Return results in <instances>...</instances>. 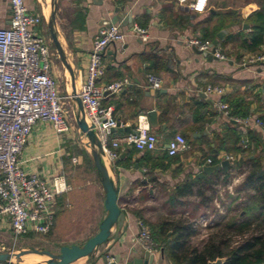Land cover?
<instances>
[{"label":"crops","instance_id":"0c3cea01","mask_svg":"<svg viewBox=\"0 0 264 264\" xmlns=\"http://www.w3.org/2000/svg\"><path fill=\"white\" fill-rule=\"evenodd\" d=\"M46 2L47 0H26L29 12L43 17L42 32L40 30L43 34L48 31ZM261 2L262 0H208L206 11L194 14L185 4L183 7L179 5L178 0H57L63 7L65 22V27L57 30L58 40L73 72V78L61 69L56 74L65 81L67 92L73 88L78 90L84 83L92 40L99 28L107 26L111 18L130 15L133 26L145 31L146 40H143L141 35L130 32L127 26H120L125 35L124 41L111 44L103 56L105 73L97 82L98 85L110 84L123 78L130 81L129 86L119 95L110 96L105 101V104L113 107V118L121 125L117 128L120 130L111 133L110 140L133 132L138 122L147 118V112L155 110L158 126L151 131L157 137V148L149 153L156 158L162 157L169 141L177 134L182 135L188 145L186 151L174 157L167 155L164 167L152 171L139 166L143 152L132 147L117 150L119 157L114 161L113 175L120 208L117 224L111 230L106 244L99 247L92 256L71 264H102V258L108 257L111 261L112 256L119 257L122 262L140 259L146 251L136 243L138 222L146 221L148 213L156 216L151 224L183 214L195 221L198 229V234L192 238V245L200 247L204 244L212 230L209 227L223 214L222 207L217 204V196L213 202L217 205L210 211V208L201 205L195 195L176 198L175 189L183 182L207 181L215 173L199 172L207 164V160L212 159L214 137L230 123L215 109V102L225 103L230 112L227 100L235 96L243 97L253 101L249 116L259 120V117L264 116V61H256L264 56V42L252 51L245 48L243 41L252 30L244 23L220 30L225 31V35L218 41L215 50L225 60H219L211 54H199L187 45V41L197 38L212 43L217 35L214 39L204 38L203 31L212 30L216 26V14L233 11L245 20L259 10ZM120 7H124V10H118L116 14V9ZM61 10L58 8V12ZM56 18L59 21L58 14ZM9 24V3L7 0H0V29L8 28ZM243 25H247V29H243ZM155 59L162 65L160 70H153ZM148 73L161 77V89L152 90L148 87ZM207 85L223 88L224 94L219 98L200 93L199 90ZM235 126L243 134L251 130L264 139V133L256 127ZM125 128L129 132L124 131ZM76 132L79 133L78 128ZM71 136L72 132L58 136L49 124H37L21 154L25 169L46 180H51L57 174L63 175V158L68 155ZM244 139L247 140L245 136ZM122 155L124 157L121 159ZM226 156L234 158L220 152L216 156L217 164L210 166L218 165ZM76 158L77 164H81L80 158ZM90 166L93 176L97 178L95 170ZM231 167L233 163L229 165V169ZM221 176L223 177L220 175L217 180ZM67 183L71 186V191L63 215H70L71 209L83 207V203L78 200L80 195L75 191V184L72 187L69 180ZM97 191L103 194L101 185H98ZM170 198L176 199L171 202ZM103 203L102 212L105 214ZM201 220L208 223L206 228L199 223ZM10 234L7 217H0V239ZM153 264L175 263L160 247L154 253Z\"/></svg>","mask_w":264,"mask_h":264},{"label":"built area","instance_id":"2783aa9c","mask_svg":"<svg viewBox=\"0 0 264 264\" xmlns=\"http://www.w3.org/2000/svg\"><path fill=\"white\" fill-rule=\"evenodd\" d=\"M7 1L10 24L8 28L0 29V217H7L9 230L17 240L28 235L48 234L55 223L57 197L71 191V186L61 174L46 180L25 169L21 154L26 142L39 123L49 124L58 136L70 134L73 130L71 119L75 123V105L71 95L64 97L59 93L49 61V47L41 33L43 17L30 13L26 0ZM178 2L181 6L185 4L194 14H202L206 11L208 0ZM134 29L133 32L146 40L144 30L137 27ZM124 38L118 24L99 28L92 40L86 79L76 90V96L83 107L85 122L96 131L107 164L118 159L119 148L132 147L140 152H152L157 148V137L152 133L146 117L138 122L133 132L110 140L111 130L120 128L121 125L113 118V107L105 104V101L110 96L119 95L129 86L130 81L123 78L106 85H98L97 82L105 73L103 56L107 48L111 44L123 42ZM187 45L219 60H225L216 50L212 51L211 41L193 38L187 41ZM256 61H264V56ZM146 81L152 90L162 88L161 77L154 73H148ZM199 91L206 96L219 98L224 94L223 88L210 85ZM214 107L228 122L253 126L264 133V123L258 118L233 117L228 106L221 101L215 102ZM78 132L81 134L79 130ZM81 137L84 138L83 134ZM241 143L244 147L247 140L244 139ZM187 148L185 138L177 134L169 141L166 153L169 157H174ZM224 160L229 164L234 162V158L229 156ZM71 161L72 164H77L76 157ZM207 164L211 165V160H207ZM199 223L205 228L208 224L204 220ZM138 227L136 243L144 251L154 254L159 247L153 241L149 228L142 221L138 222Z\"/></svg>","mask_w":264,"mask_h":264},{"label":"trees","instance_id":"16d2710c","mask_svg":"<svg viewBox=\"0 0 264 264\" xmlns=\"http://www.w3.org/2000/svg\"><path fill=\"white\" fill-rule=\"evenodd\" d=\"M218 23L212 30L203 31L204 38L214 39L223 28H231L241 24H247L251 33L243 41L245 48L255 50L264 42V0L260 8L241 19L235 12L216 14ZM186 22V21H183ZM162 65L155 59L153 70L161 69ZM230 115L238 118L249 117L250 106L253 101L243 97H232L227 100ZM264 123V116L259 117ZM243 136L247 138L246 145H242ZM241 144V145H240ZM212 164H217V154L225 152L234 157L233 165L236 168L246 167L243 179L237 192L244 193L243 201L233 208H228L218 220L209 227L211 233L200 247L192 245V238L198 234L195 221L179 215L177 218H165L156 223H147L153 241L162 247L165 254L175 264H208L217 259H224L222 264H264V139H261L254 131L248 130L245 134L229 123L219 135L214 137ZM63 158V176L66 178L71 169V160L76 157L72 152ZM140 157V167H147L149 171L164 167L167 161V153L156 158L145 151ZM85 159L93 163L88 153L83 152ZM241 160V161H240ZM232 167L227 172L218 171L206 180H192L183 182L175 189L176 198H188L196 196L204 208H210L215 200L216 188L214 187L220 175L227 178ZM67 180V179H66ZM216 180V181H215ZM68 182V180H67ZM207 192H209L207 194ZM69 193L57 197L55 207V223L62 214L68 201ZM176 198H170L174 202ZM238 198H232L230 205L236 203ZM183 205L182 202L179 203ZM191 218V217H190ZM54 223V225H55ZM145 223V222H144ZM146 224V223H145Z\"/></svg>","mask_w":264,"mask_h":264},{"label":"rangeland","instance_id":"374dc122","mask_svg":"<svg viewBox=\"0 0 264 264\" xmlns=\"http://www.w3.org/2000/svg\"><path fill=\"white\" fill-rule=\"evenodd\" d=\"M51 0L46 2V23L49 20L51 6ZM60 3H56V14H58L59 21L56 18V28L58 30L65 27V22L63 21V7ZM58 8L62 10L58 12ZM44 39L49 47V61L52 66V73L57 80L59 93L61 96L71 95V90L67 92L65 81L61 76L56 74V71L61 69L66 75L68 72L61 64V61L56 53V50L50 40L49 32L43 34ZM70 115V114H69ZM72 116V114H71ZM73 125L72 136L69 140L70 144L69 152L73 153L76 157L80 158L81 164H71V169L66 179L69 183L76 186V193L80 195L79 202L83 203V207L79 206L76 210L71 209L70 215H63V213L58 217L54 227L46 235H28L17 240L13 238L12 234L5 236L0 239V252H18L23 249L35 248L38 250H47L52 254H58L62 246L83 245L89 238L95 235L98 231V226L105 217L102 212V203L104 200V193L101 195L97 191L98 185H100L98 178L93 176V171L90 168V163L85 159L83 152L88 153L89 148L86 145L85 138L81 137V134L77 133V127L71 119ZM90 157V156H89ZM91 159V158H90ZM246 171V167L236 168L234 165L229 172L227 178L221 176L220 180L216 181L214 186L217 191V204L222 207L223 214L230 207L233 208L237 203L243 201L244 193L237 192L243 179V172ZM92 174V175H90ZM101 193V192H100ZM209 193V192H208ZM232 198H238L237 202L230 205ZM212 203L210 211L213 210L214 206L217 205ZM70 212V211H69ZM222 214V215H223ZM63 216V217H62ZM192 216V215H190ZM147 220L143 223L147 226V223H152L156 220V216L148 213ZM148 227V226H147ZM4 249H1V248ZM14 264H29L22 259H13ZM39 264V263H34Z\"/></svg>","mask_w":264,"mask_h":264},{"label":"water","instance_id":"95a60500","mask_svg":"<svg viewBox=\"0 0 264 264\" xmlns=\"http://www.w3.org/2000/svg\"><path fill=\"white\" fill-rule=\"evenodd\" d=\"M56 3L57 0H51L50 3L51 12H50L49 20L47 22V28L49 31L51 42L58 54L61 64L66 69V71L68 72L69 76L72 79L73 72L66 60L64 51L58 40V34L56 29ZM118 10L123 11L124 7H120L119 9H116L115 11L116 14ZM115 24H119V26L122 27L127 26L130 32L135 31L133 26V19L130 15H126L123 17L116 15L115 17L110 19L109 24L107 26L115 25ZM243 29H247V25H243ZM224 35H225V31H220L217 34V38L214 41H212L213 52L218 44V41L222 40ZM196 52L199 54L208 55V53L205 52H200L197 50ZM71 96H72V101L75 105L74 113H75L76 126L80 131V133L83 134L87 142L86 145L89 148V156L91 158L97 178L104 193L103 206L105 211V217L100 222L97 233L93 235L91 238H89L81 246H77V245L62 246L58 254H52L47 250H38L35 248L23 249V250H19L18 252H13V251L0 252V262H12L13 259L18 260L21 259L23 256L37 255L46 258V260L43 261L41 264H71L81 258L92 256L99 249V247L106 244L109 241L111 230L117 224L118 217L120 215V208L118 207L117 204V187L113 179V175L115 172L114 164L116 162L105 165L103 159L104 151L101 142L98 138L96 131L93 128L88 127V125L86 124L83 115V107L81 101L76 96V91L74 90V88L71 91ZM146 116L151 129H156L158 126L156 111L155 110L148 111ZM116 130H120V129L113 128L111 130V133L115 132ZM124 131L129 132V129L125 128ZM123 157L124 155H122L120 158L122 159ZM229 165L230 164L227 160H224L215 166H210L209 164H205L203 167H201L199 172L202 174H212L220 170L227 172L229 169ZM134 168L137 169V166H135ZM161 252L163 253V251ZM110 259L111 261H109L108 257L102 258V264H153L154 254L144 252L143 256L140 259H131L130 261L127 262H122L120 258L117 256H112L110 257ZM223 262L224 259H217L214 262H210L208 264H222Z\"/></svg>","mask_w":264,"mask_h":264},{"label":"bare ground","instance_id":"6f19581e","mask_svg":"<svg viewBox=\"0 0 264 264\" xmlns=\"http://www.w3.org/2000/svg\"><path fill=\"white\" fill-rule=\"evenodd\" d=\"M104 162H105V165H108L105 160H104ZM21 259L24 260L25 262L27 261L29 264H34V263L41 264L43 261L46 260L45 257H40L37 255H27V256H23Z\"/></svg>","mask_w":264,"mask_h":264}]
</instances>
